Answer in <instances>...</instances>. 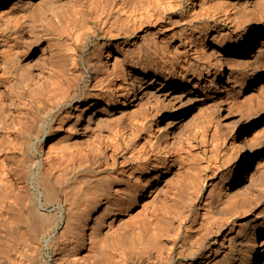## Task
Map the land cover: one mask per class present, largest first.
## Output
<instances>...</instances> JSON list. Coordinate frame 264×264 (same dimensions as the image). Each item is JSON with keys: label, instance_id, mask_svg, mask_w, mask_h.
Wrapping results in <instances>:
<instances>
[{"label": "bare ground", "instance_id": "bare-ground-1", "mask_svg": "<svg viewBox=\"0 0 264 264\" xmlns=\"http://www.w3.org/2000/svg\"><path fill=\"white\" fill-rule=\"evenodd\" d=\"M0 60V264H264L263 138L217 95L264 91V0H0ZM211 97L221 152L171 129Z\"/></svg>", "mask_w": 264, "mask_h": 264}, {"label": "rangeland", "instance_id": "rangeland-1", "mask_svg": "<svg viewBox=\"0 0 264 264\" xmlns=\"http://www.w3.org/2000/svg\"><path fill=\"white\" fill-rule=\"evenodd\" d=\"M239 33H240V30H231V34L234 35V36L238 35ZM11 43H12L11 39L9 38L8 41H6V43L3 45V46H6L3 49L4 52H5L4 53L5 55H9V53H7V52H9V49H8L9 47L8 46ZM0 63H1L0 64V71H1V69H2L1 60H0ZM1 72H2V74H1ZM1 72H0V78H1L0 82H2V83H0V92H1L0 93V103L4 100V97L6 96V94H3V93H5L9 89L8 87H10V86H8L9 83H7L9 81V79H7L5 77V75L7 76V74L6 73L4 74L3 70ZM222 82L223 83H222V85L220 87V92L217 95L220 98H222V97L225 98L226 97V92H227L226 90L230 91L229 97H228V102L225 103L224 112L227 113V112L230 111L229 112L230 115L233 116V117L236 116L235 118L238 119V123H241V124H243L244 120L247 119V121H246L247 125L246 126L248 127L250 133L258 135V137H260V139L263 138L260 141H262L264 143V91H262L261 88L260 89L259 88L255 89V88H253L251 86H247V87H245L243 89H241L239 86L233 87L232 86V84H234L233 81L226 82L225 80H223ZM4 85L5 86L7 85V86L5 87ZM5 88H6V91H5ZM212 94L216 95V93H213V92H212ZM214 104H215V97H211L209 99H206L205 101H201V100L190 101L189 103H187L182 108L176 109L174 111V116H173V117H175V121L176 122L171 125V129L173 130V133L175 135H178V136H181V137L183 136L184 138L188 137L191 141L193 140L192 141L193 144L197 143L195 145L197 149H201L204 146H209V145L211 146L212 143H215V142H216V144L219 145V146H217L219 148L218 149L216 148L217 151H219V152L223 151L227 147L229 148V145H230L229 141H226L224 144L221 142L222 141V139H221L222 138L221 131L220 130H217V131L214 130L213 123L208 122V120L211 117L210 113H211V110H212ZM227 108H229V110ZM236 108H237V110H239L241 112H238L237 110H235ZM231 109L233 110V112L236 111V113H233L231 111ZM242 109H244L243 110L244 113L242 112ZM239 114H241V117H238ZM208 116H210V117H208ZM205 117H207V119ZM242 117H244L245 119H242ZM203 121H204V123H203ZM199 127L203 128V129L206 128V130L203 131V129H201ZM197 128H198V130H197ZM195 131H196L197 135L194 134ZM202 131H203V133H201ZM212 131H214L215 133L213 132L214 133L213 134ZM192 136L195 139H191ZM197 137H200V139L199 138L196 139ZM203 137H206V138H203ZM201 138H203L202 140H204V139L205 140L202 141ZM210 138H212V140ZM202 142H206L207 144L206 143H202ZM46 148H47V146L44 148L43 153L46 151ZM263 160H264V145L261 146V153L258 155V157L255 159L254 163L251 165V169L249 170L250 173L253 171L254 167L256 168L257 165L260 166V167L257 166V168H261L262 167L261 169L263 170L264 169V164H262V163H264ZM37 208H36V210H38L37 213L40 214L39 217L41 219L45 217L46 213H48L50 215H54L55 214L56 216H57V214L60 213V205H59V203H54V204H52V206L50 205L47 209L40 208L39 206ZM43 211L45 212L43 214L44 217L40 213V212L43 213ZM38 214H37V218L39 219ZM57 230H59V228H57ZM51 250L52 249L50 247L44 246L43 251H42L43 257L47 258L48 254L51 252Z\"/></svg>", "mask_w": 264, "mask_h": 264}]
</instances>
